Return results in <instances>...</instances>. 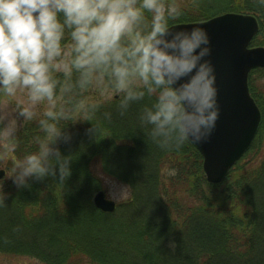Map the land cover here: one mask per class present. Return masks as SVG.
<instances>
[{
	"label": "trees",
	"instance_id": "trees-1",
	"mask_svg": "<svg viewBox=\"0 0 264 264\" xmlns=\"http://www.w3.org/2000/svg\"><path fill=\"white\" fill-rule=\"evenodd\" d=\"M181 15L169 26L206 21L226 12L252 14L261 20L252 45H264V5L257 0H163ZM147 15V14H146ZM70 40L67 42V44ZM56 96L71 119L58 126L72 133L59 141L72 156L71 175L14 181L1 191L0 252L30 256L44 264H264V68L250 74V89L262 112L259 132L248 152L220 184L208 182L203 157L193 143L162 148L139 115L150 101L133 103L121 114L119 93L87 105L86 90L62 74ZM104 86L114 89L107 80ZM93 113V119L86 116ZM110 115V118H109ZM28 122L3 149L14 163L36 151L45 138L40 121ZM50 123L52 121H49ZM97 126L95 136L87 129ZM105 177L127 184L130 199L105 213L94 203L107 190ZM30 237H32L31 240Z\"/></svg>",
	"mask_w": 264,
	"mask_h": 264
},
{
	"label": "clouds",
	"instance_id": "clouds-1",
	"mask_svg": "<svg viewBox=\"0 0 264 264\" xmlns=\"http://www.w3.org/2000/svg\"><path fill=\"white\" fill-rule=\"evenodd\" d=\"M180 15L163 0H0V90L8 97L26 90L30 101L18 112L0 106V134L14 137L17 117L31 121L37 104L54 102L57 74L69 80L75 74V85L67 84L65 92L107 80L123 94L122 115L148 98L139 119L160 147L203 142L219 118L216 72L207 58L211 48L205 29L169 26ZM44 115L45 138L14 164L10 177L18 188L30 187V179L58 174L63 183L71 175L73 157L56 146L71 141L72 133L58 126L71 116L53 110ZM86 119L92 120L93 113ZM97 131V126L87 129L90 136ZM112 183L115 197L123 187ZM4 201L0 192V205Z\"/></svg>",
	"mask_w": 264,
	"mask_h": 264
},
{
	"label": "water",
	"instance_id": "water-1",
	"mask_svg": "<svg viewBox=\"0 0 264 264\" xmlns=\"http://www.w3.org/2000/svg\"><path fill=\"white\" fill-rule=\"evenodd\" d=\"M199 26L209 35L208 59L216 72L219 118L210 137L193 143L204 158V171L210 183H222L233 166L251 148L262 123V113L249 87L250 72L264 68V47H250L259 32L257 17L229 12L203 22L175 24L178 28ZM3 90H0V97ZM6 170H0V180ZM95 206L105 213L116 210V202L105 190L94 197Z\"/></svg>",
	"mask_w": 264,
	"mask_h": 264
},
{
	"label": "rangeland",
	"instance_id": "rangeland-1",
	"mask_svg": "<svg viewBox=\"0 0 264 264\" xmlns=\"http://www.w3.org/2000/svg\"><path fill=\"white\" fill-rule=\"evenodd\" d=\"M226 13H229V12H226ZM236 13H241V12H236ZM223 14H225V13H223ZM257 19L259 22V31H260L261 20L258 17H257ZM252 42H251L250 47H255L254 45H252ZM67 46H70V42L68 44H66V47ZM257 46L264 47V45H257ZM249 81H250V77H249ZM262 83H264V80H262ZM249 87H250V83H249ZM250 92H251V89H250ZM86 93H87V96H86L85 100L83 101V103H81V105H80V107L76 113L77 115L80 112H82V110L87 105H89L91 103H99V102H102L105 100H109L118 94L115 89L106 88L104 86L103 82L95 83L92 87L87 88ZM251 95H252V93H251ZM252 97H253V95H252ZM29 103H30V101H29L28 94H27L26 90H18L16 96H14V97H8L3 91V93L0 97V106H8L9 109H13L17 112L19 111V108L29 106ZM64 103L65 102H64L61 95L55 97L54 102H48V101L40 102L39 104H37L35 106L34 111H35L36 115L34 116V118L31 121L46 117L44 115V113L46 111H48V110L54 111L55 109H58L60 106L64 105ZM28 122H30V121L25 120L23 117H17L16 133L19 131H22L24 126ZM10 139L11 138H6L2 134H0V170L4 169L7 171L6 176L2 180H0V192L5 190L9 186V183L11 181H13V178L10 176L13 175V168H14L15 163L13 161H11V159L3 158V149L8 144ZM199 152H200V150H199ZM201 155H202V153H201ZM202 157H203V155H202ZM203 163H204V158H203ZM112 182L113 181H110L107 184L108 197L111 200H113L114 202H116L117 205H119L122 202L131 198V196H132L131 188L127 184L117 182V181H114L115 186L123 187V190L119 193L118 196H115V197L112 196L111 195V191L113 190V183ZM31 239H32V237H30L29 240H31ZM83 263L84 262H81V264H83ZM0 264H44V263L40 259L35 258V257L14 256V255H8L6 253L0 252Z\"/></svg>",
	"mask_w": 264,
	"mask_h": 264
}]
</instances>
